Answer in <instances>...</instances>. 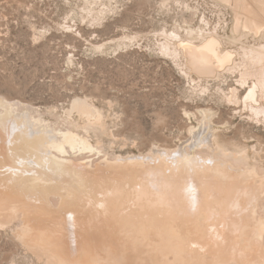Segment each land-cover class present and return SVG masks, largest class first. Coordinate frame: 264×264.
<instances>
[{"label": "bare ground", "instance_id": "obj_1", "mask_svg": "<svg viewBox=\"0 0 264 264\" xmlns=\"http://www.w3.org/2000/svg\"><path fill=\"white\" fill-rule=\"evenodd\" d=\"M211 1L223 18L165 35L162 49L203 87L238 74L227 103L258 127L264 0ZM84 2L92 9L96 1ZM87 100L75 101L69 113L79 119L57 130L0 96L1 230L39 264H264V155L256 144L229 143L205 108L189 143L109 157V143L106 151L90 135L101 131L103 111ZM90 153L97 160H86Z\"/></svg>", "mask_w": 264, "mask_h": 264}, {"label": "rangeland", "instance_id": "obj_2", "mask_svg": "<svg viewBox=\"0 0 264 264\" xmlns=\"http://www.w3.org/2000/svg\"><path fill=\"white\" fill-rule=\"evenodd\" d=\"M84 1L0 0V96L30 106L57 130L79 119L70 109L88 98L103 111L101 134L91 130V139L102 138L109 157L189 143L205 108L229 143L256 144L264 155V124L254 126L227 103L238 74L203 87L162 49L165 35L223 18L211 0H95L92 9ZM25 254L12 232L0 229V264H39Z\"/></svg>", "mask_w": 264, "mask_h": 264}]
</instances>
